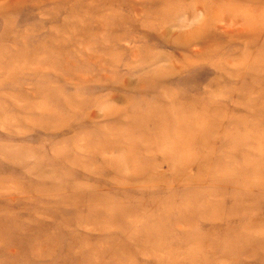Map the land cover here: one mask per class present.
Returning a JSON list of instances; mask_svg holds the SVG:
<instances>
[{
	"label": "rangeland",
	"instance_id": "374dc122",
	"mask_svg": "<svg viewBox=\"0 0 264 264\" xmlns=\"http://www.w3.org/2000/svg\"><path fill=\"white\" fill-rule=\"evenodd\" d=\"M0 264H264V0H0Z\"/></svg>",
	"mask_w": 264,
	"mask_h": 264
},
{
	"label": "bare ground",
	"instance_id": "6f19581e",
	"mask_svg": "<svg viewBox=\"0 0 264 264\" xmlns=\"http://www.w3.org/2000/svg\"><path fill=\"white\" fill-rule=\"evenodd\" d=\"M167 63V62H166Z\"/></svg>",
	"mask_w": 264,
	"mask_h": 264
}]
</instances>
